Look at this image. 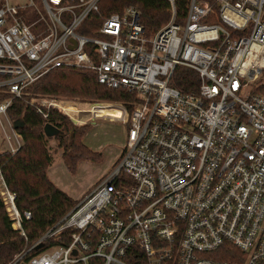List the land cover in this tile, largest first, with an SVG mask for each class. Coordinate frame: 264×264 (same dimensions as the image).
Masks as SVG:
<instances>
[{
    "label": "built area",
    "instance_id": "built-area-1",
    "mask_svg": "<svg viewBox=\"0 0 264 264\" xmlns=\"http://www.w3.org/2000/svg\"><path fill=\"white\" fill-rule=\"evenodd\" d=\"M100 2L0 0V124L12 129L11 153L22 137L9 110L50 71H92L136 96L132 111L46 107L75 125L76 115L116 111L128 140L118 166L32 247L66 230L70 244L29 264H264V94L248 90L264 74V0H190L183 23L170 0L172 18L151 39L134 7L103 19L96 37L80 34ZM179 67L197 73L195 92L171 85ZM0 196L25 236L1 174ZM228 245L235 260L220 259L232 255Z\"/></svg>",
    "mask_w": 264,
    "mask_h": 264
},
{
    "label": "trees",
    "instance_id": "trees-1",
    "mask_svg": "<svg viewBox=\"0 0 264 264\" xmlns=\"http://www.w3.org/2000/svg\"><path fill=\"white\" fill-rule=\"evenodd\" d=\"M189 3L190 0H175L178 23L185 21ZM129 7L140 12V23L148 39L173 15L170 0H101L99 13L90 15L78 32L90 38L96 37L95 31L101 27L103 19L121 14ZM88 26L90 29H86ZM171 85L183 93L195 92L199 78L195 71L179 67ZM257 91L264 94V86ZM33 100H40L38 103L41 105L44 100L120 103L132 111L136 96L123 89L101 85L97 74L92 71L56 69L29 86L22 97L14 101L9 118L22 137V144L15 153L9 150L0 153V174L16 196L25 236L13 228L0 196V264H12L17 257L27 253L79 202L60 190L49 177L55 161L50 141L56 142V150L61 151L62 161L71 173L78 170L81 162L100 161L101 155L84 144L90 125L77 126L57 109L40 106L32 103ZM27 212L31 213L30 219L24 218ZM71 233V230H66L48 240L41 251H30L23 258V264H29L32 258L47 250L69 245ZM224 250L232 251V255L220 257L221 260H235L239 255L237 249L229 245Z\"/></svg>",
    "mask_w": 264,
    "mask_h": 264
},
{
    "label": "rangeland",
    "instance_id": "rangeland-1",
    "mask_svg": "<svg viewBox=\"0 0 264 264\" xmlns=\"http://www.w3.org/2000/svg\"><path fill=\"white\" fill-rule=\"evenodd\" d=\"M260 86H264V74L257 81L249 82L248 90L260 94L257 91ZM98 103L119 105L118 103ZM82 104L81 109H88L87 105L89 103ZM76 117L78 122H83L77 124V126L90 125L84 138V144L94 153L101 155L100 161L96 163L92 161L81 162L78 170L71 173L62 161L61 151L56 150V142L51 140L50 146L54 150L55 161L49 170V177L60 190L80 201L118 166L127 144L128 128L115 116H110L109 113L100 114V116L95 114L93 118L87 113L76 115ZM5 133L12 135V129L8 121L2 118V126L0 124V153H4L10 148L9 143L4 140ZM12 142L16 144L15 141ZM20 143L22 144V141Z\"/></svg>",
    "mask_w": 264,
    "mask_h": 264
},
{
    "label": "bare ground",
    "instance_id": "bare-ground-1",
    "mask_svg": "<svg viewBox=\"0 0 264 264\" xmlns=\"http://www.w3.org/2000/svg\"><path fill=\"white\" fill-rule=\"evenodd\" d=\"M42 105L45 107H50V106H54V107H58L60 106V104L58 102L55 101H48V100H44L42 102ZM109 113L110 116H118V112L116 111H107L105 114Z\"/></svg>",
    "mask_w": 264,
    "mask_h": 264
},
{
    "label": "water",
    "instance_id": "water-1",
    "mask_svg": "<svg viewBox=\"0 0 264 264\" xmlns=\"http://www.w3.org/2000/svg\"><path fill=\"white\" fill-rule=\"evenodd\" d=\"M15 129V128H14ZM46 130L48 131V129L46 128ZM44 247H45V244H39V245H37V246H35V247H32V248H30L29 250H28V252L27 253H25V254H28L30 251H32V250H34V251H41L42 249H44Z\"/></svg>",
    "mask_w": 264,
    "mask_h": 264
}]
</instances>
